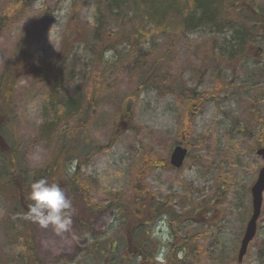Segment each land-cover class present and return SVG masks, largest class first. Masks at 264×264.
<instances>
[{
    "label": "rangeland",
    "instance_id": "rangeland-1",
    "mask_svg": "<svg viewBox=\"0 0 264 264\" xmlns=\"http://www.w3.org/2000/svg\"><path fill=\"white\" fill-rule=\"evenodd\" d=\"M102 1L0 0V70L27 37L31 44H25L35 58L29 68L39 70L40 63L61 60L50 83L44 77H28L16 88L18 107L8 132L18 139L19 158L29 171L54 165L60 155L59 137L51 136L55 129L50 137L41 136L44 123L57 115L59 98L52 84L59 96L65 92L69 95L77 84L92 80L101 70L94 66L102 41L95 38L93 49L87 46L89 40L84 44L66 43L72 35L76 41L88 39ZM236 1L231 2L233 15L244 0ZM247 7L260 11L251 17L248 10L242 18L248 19L244 24L249 31L256 25L251 40L245 42L246 55L232 48L238 38L234 27H241L233 15L220 20L218 27L180 25L170 33L142 40L130 60L115 61L116 56L108 60L112 69L98 89L92 116L86 112L81 124L77 117L68 118L65 129L74 142L80 137V125L87 126L90 140L81 145L85 152L74 149L77 156L67 161L66 168L73 173L74 167L81 165L90 193L101 207L118 199L127 202L143 159L169 162L152 165L146 171V184L155 202L164 201L170 208L169 214L152 225L151 247L161 262H169L166 255L170 248L172 253L173 234L178 233L194 237L197 249L194 253L189 247V255L184 257V252L178 259L183 257L194 264H264V202L257 233L238 263L253 208L251 188L264 164L256 152L258 136L264 137V0H247ZM177 22L172 16L168 25ZM107 26L115 37L119 23L113 21ZM148 29L152 30L150 26ZM69 49L64 56L63 50ZM144 57L160 59L164 64L145 84L137 75L138 69L132 67ZM63 123L66 119L60 125ZM177 143L189 149L181 168L170 163ZM9 146V139L0 137L5 152ZM3 184L0 181V259L9 264L19 252L13 235L18 196ZM64 184L60 187L72 202L71 225L57 234L51 225L45 229L37 223L39 256L48 264H96L90 253L91 240L85 241L83 235L86 225L94 241L110 237L113 244L121 236L117 227L120 212L115 205L89 211ZM120 256L129 264L127 253ZM119 261L114 255L109 263ZM139 263L140 259L130 264Z\"/></svg>",
    "mask_w": 264,
    "mask_h": 264
},
{
    "label": "trees",
    "instance_id": "trees-1",
    "mask_svg": "<svg viewBox=\"0 0 264 264\" xmlns=\"http://www.w3.org/2000/svg\"><path fill=\"white\" fill-rule=\"evenodd\" d=\"M234 1L236 3L233 0H103L101 2L102 7L97 10L96 26L88 33V39L76 41L75 35H72V33L70 34L72 39L70 38L66 43L67 46L75 45L76 43L84 44L85 41L89 40L91 43L87 44V46L92 48L95 38H98V41H102L103 48L100 51H96L94 66L99 67L101 70L99 73L97 72V76L92 80L87 78L83 85L78 86L77 84L69 95L68 92H65L59 96V91L52 84L55 97L59 98L55 110L57 115L55 116L54 113L53 118L44 123L41 136L48 135L50 137V131L55 129L51 136L58 135V146L61 150L55 164L41 170L29 171L24 167L23 160L19 158V144L16 143L18 139L16 137L13 138L12 134L8 132L9 122H13L12 116L17 112L15 111L18 107L15 92L19 82L28 77H44L43 80L50 83L52 76L57 72L61 60H56L52 63H40L37 65L39 70L29 68V64L33 63L35 58L31 54V48L25 43L31 44V41L27 40L29 37L21 40L22 45L14 50L13 57L8 59L0 70V137L1 139H9L10 143V149L7 152L0 147V181L4 182L3 188H10L18 196V207L13 211L18 217L13 235L16 238L19 252L16 254L14 261L10 260L9 262L15 264H48L41 260L39 256V248L35 241L37 223L26 218L28 204L30 203L27 200L30 184L35 180L45 178L49 183H57L60 186L64 181L65 184L62 186H65L76 200L82 201L89 211L94 212L99 208H103V210L109 209L114 205L119 210L120 215L117 227L121 236L113 244H111L110 237L104 241H94L89 226L86 225L87 229L83 235L85 241L89 242L91 240L90 244L93 250L90 253L93 254L92 259L95 260L96 264H110V258L114 255L120 259L117 264H120V262L127 264L128 260L120 256L122 252L128 254L129 264L137 262L139 259V264H194L183 257L178 259L179 254L182 256L184 252V257L189 255V247H192L194 253L196 252L197 249L194 248L193 244L194 237H182L178 233L173 234V241L175 242L174 244L171 243V246L173 245L172 253H170V248L169 253L167 252L166 255L168 260L170 259L169 262H161L158 259V253L155 254L156 251H153L151 247L152 225H155L158 220L162 219L163 215L170 212L164 201L155 202L156 200H154L153 194L146 184V171L152 165L161 166L169 162L165 159L154 162L143 159V166L136 173L133 190L129 195V199L126 200L127 202L124 204L122 199H118L101 207L90 193L89 186L81 173V165L79 164L78 167L76 165L73 173H70L66 168L67 161L77 156L74 154L76 152L74 149L79 148L81 152H85L81 145H87L90 140L86 137L87 130L85 129L87 126L80 125V137L75 138L77 142H74L71 133L65 128L69 123L68 118L77 117L78 124H81L82 117L86 112L92 116L91 112L95 107L96 101H98V89L101 88L104 77L112 69L109 70V61L104 59L105 52L103 51L111 49L114 52V57L116 56L115 61L122 58L127 61L134 58V51L140 48L142 40L147 42L149 38L157 34L170 33L172 30H177L180 25L187 28L211 25L218 27L220 20L223 22V19L228 20L233 15L231 2L237 4V1ZM248 10L251 13V17L252 13L258 14V11H260V9L252 8L250 10L247 7V0H244L235 11V15L232 16L241 25V27H234L235 36L238 38H235V46L232 48L235 52L245 55L248 53L246 48L248 45L245 42L248 43L251 40L249 36H252V31L256 29L254 28L256 25H254L249 31L244 24V22H248V19L244 20L242 18ZM172 16L177 17L179 22L168 25ZM113 21L119 23L115 37H112L110 34L111 30L107 26ZM149 26L152 30L148 29ZM255 32H258V30ZM243 48H246L245 52H243ZM236 49L238 50L236 51ZM70 50H63L64 56H67ZM149 61V58L144 57L132 66L138 69L137 75L143 80L144 84L153 79L156 73L164 66L160 59L159 61L153 59ZM52 82H56V80ZM67 90L70 92V89ZM52 97H54L53 93ZM64 119H66V123L60 125ZM258 138L259 147L264 146V137L258 136ZM185 244L188 245L186 251L184 249ZM176 256L177 259L173 258ZM4 261L0 259V264H3Z\"/></svg>",
    "mask_w": 264,
    "mask_h": 264
},
{
    "label": "clouds",
    "instance_id": "clouds-1",
    "mask_svg": "<svg viewBox=\"0 0 264 264\" xmlns=\"http://www.w3.org/2000/svg\"><path fill=\"white\" fill-rule=\"evenodd\" d=\"M114 58L111 49L105 51L104 59ZM28 210L26 218L38 223L47 229L50 225L57 234L65 232L71 225L72 202L57 183H49L47 179L40 178L30 184L27 194Z\"/></svg>",
    "mask_w": 264,
    "mask_h": 264
},
{
    "label": "water",
    "instance_id": "water-1",
    "mask_svg": "<svg viewBox=\"0 0 264 264\" xmlns=\"http://www.w3.org/2000/svg\"><path fill=\"white\" fill-rule=\"evenodd\" d=\"M257 154L261 156L264 160V146L258 148ZM187 156L188 148L184 147L181 144H178L174 147L171 153L170 163L175 168H181L184 165ZM251 191L253 198V212L250 220L248 221L247 228L239 249V262L243 261L244 256L248 251L249 244L254 239L257 232L258 220L262 212V206L264 201V164L259 171L258 178L252 186Z\"/></svg>",
    "mask_w": 264,
    "mask_h": 264
}]
</instances>
